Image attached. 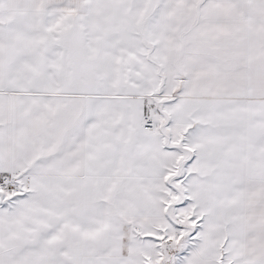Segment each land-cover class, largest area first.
Masks as SVG:
<instances>
[{
    "label": "snow or ice",
    "instance_id": "snow-or-ice-1",
    "mask_svg": "<svg viewBox=\"0 0 264 264\" xmlns=\"http://www.w3.org/2000/svg\"><path fill=\"white\" fill-rule=\"evenodd\" d=\"M0 264H264V0H0Z\"/></svg>",
    "mask_w": 264,
    "mask_h": 264
}]
</instances>
